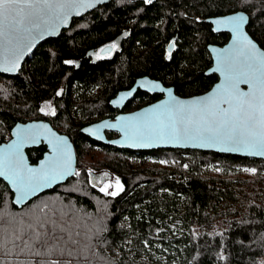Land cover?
<instances>
[{"label":"trees","instance_id":"obj_1","mask_svg":"<svg viewBox=\"0 0 264 264\" xmlns=\"http://www.w3.org/2000/svg\"><path fill=\"white\" fill-rule=\"evenodd\" d=\"M239 9L249 12L247 28L264 48V0H110L40 43L17 74L0 72V142L17 121L47 118L72 136L79 173L22 207L0 178L3 234L27 233L34 213L72 233L78 243L67 247L79 264H264V159L195 148H120L81 131L115 117L119 110L110 99L141 75L171 82L184 96L210 89L218 74L206 73L212 65L208 44H224L230 34L215 32L206 18ZM127 27L131 33L120 53L91 59L88 51ZM175 33L179 47L168 59L166 42ZM138 94L142 101L157 96ZM46 101L55 115L41 110ZM46 148H28L30 159L36 162ZM96 168L113 171L123 190L101 192L91 179ZM100 226L105 231L96 236ZM34 259L10 243L0 250L5 264Z\"/></svg>","mask_w":264,"mask_h":264},{"label":"snow or ice","instance_id":"obj_2","mask_svg":"<svg viewBox=\"0 0 264 264\" xmlns=\"http://www.w3.org/2000/svg\"><path fill=\"white\" fill-rule=\"evenodd\" d=\"M146 2L151 3V0ZM88 6L91 5L85 4L83 0H0V37H5L9 33H18L26 21L30 22L38 17L43 9L56 8L63 12L64 9ZM61 18L66 19L67 13H64ZM245 19L243 15H238L231 17L228 22L233 24L234 30L239 34L240 26ZM217 23H223V21H217ZM238 45L240 46L235 56L238 64L233 65L231 60L225 62L227 76L224 95L190 106L174 101L167 109L166 118L157 117L144 125L143 131L137 129L132 138L154 137L161 140L226 143L236 149H245L252 154L264 155V53L257 52L256 44L246 36L242 43L238 41ZM111 47L114 48L115 45ZM18 58L17 56L16 59H6V66L0 70L15 71L19 66ZM241 83L250 85L248 93L239 90L238 86ZM223 103H227L229 107L222 108ZM46 114L55 115V111ZM69 162L66 154L57 149V156L37 171L20 166L15 154L9 153L0 159V175H6L12 180L19 193L16 202L20 203L46 185L67 175ZM245 171L254 173L256 170L245 169ZM75 174L79 175V173ZM116 185L119 186V190H123L119 180L116 181ZM111 186L109 184L102 187L100 191L107 195H117V191L107 192V188ZM44 207L47 208V205ZM29 219L27 233L19 230L8 236L3 234L5 230L0 227V250L6 249L10 243L13 247L19 248L21 253L27 249L35 257L31 264H74V262L79 264L80 258L73 255L72 249L67 247L69 244L78 243L73 239L72 233L55 220L41 219L34 213ZM2 222L3 217L0 216V224ZM104 231V226H100L96 236ZM61 241L65 245L64 248L59 247ZM4 254L7 255L8 252L5 251ZM81 258L88 259L87 256ZM220 258L223 259V256ZM0 264L5 262L0 261Z\"/></svg>","mask_w":264,"mask_h":264},{"label":"water","instance_id":"obj_3","mask_svg":"<svg viewBox=\"0 0 264 264\" xmlns=\"http://www.w3.org/2000/svg\"><path fill=\"white\" fill-rule=\"evenodd\" d=\"M109 1L83 0L85 4H90L91 6L79 7L78 9H64L63 12L56 8L43 9L38 17L30 22L26 21L18 33H9L5 37H0V69L6 66V59H16L17 56L19 57V66L15 71L5 72L0 70V72L10 75L17 74L26 59L35 51L40 43L50 37L58 36L63 29L69 28L75 17H80L100 4ZM64 13H67L66 19L61 18ZM238 15H243L246 18L240 26L239 34L234 30L233 24L228 22L231 17ZM206 20L212 24V29L215 32H228L230 34L229 39L224 44L214 42L208 44V49L212 56V65L206 70V73L218 74V79L210 89L202 93L184 96L178 94L173 85L166 86L161 79L153 78L150 75H142L137 77L131 87L119 90L110 99L111 105L114 108L120 109L115 117H104L87 123L81 128V131L98 141L120 148L134 150H152L161 147L195 148L264 159V155L252 154L245 149H236L226 143H208L200 140H161L154 137L143 139L132 138L133 133L137 129L143 131V126L154 121L157 117L166 118L167 109L174 101H179L184 106H190L224 95L227 76L225 62L231 60L233 65L238 64V61L235 60L237 48L240 46L238 45V41L242 43L245 36L256 44L257 52L264 53L262 45L252 36L247 28L250 14L246 10L239 9L226 14L209 16ZM217 21H223V23H217ZM111 46L110 44L104 46L102 52L112 50L113 47ZM7 66L10 67V65ZM238 87L243 93L250 91L249 84L241 83ZM138 89H143L150 93L163 92L164 96L134 110H122ZM221 107L227 109L229 105L223 103ZM87 129H91V131H87ZM108 130L117 132V134L115 136H108ZM10 134L8 139L0 142V159H3L9 153H14L20 166L37 171L57 156V149L62 150L70 160L67 175H64L63 178L54 181L50 185H46L27 200L20 203L16 202V197L19 193L16 191V186L12 183V180L6 175H0V178L5 180L13 191V202L17 206L22 207L42 192L66 182L77 172L78 156L72 136L57 129L49 119L19 120L12 126ZM41 144H45L47 148L43 155L36 162H33L29 157L28 148Z\"/></svg>","mask_w":264,"mask_h":264},{"label":"flooded vegetation","instance_id":"obj_4","mask_svg":"<svg viewBox=\"0 0 264 264\" xmlns=\"http://www.w3.org/2000/svg\"><path fill=\"white\" fill-rule=\"evenodd\" d=\"M140 1H144L146 4H150V3H147L146 0H140ZM154 1H156V0H151V3H153ZM130 33H131V28L130 27L124 28L113 40H111L110 42H107L108 43L107 45H109V44L110 45H115V47L112 48V50L107 51V52H102V49L104 47L102 45L100 47H96V48L91 49L90 51H88V55L91 57V59L93 61H96V60L102 59V58H108V57L115 56L117 53H120L123 50L124 42H125L126 38L130 35ZM166 43L167 44H166V48H165V56L168 59H170L172 57V54L174 53V51L179 47L178 34L177 33L172 34L170 36L169 40ZM67 61H71V60H67ZM77 63L79 64L80 62L78 61ZM145 75H148V74H145ZM153 78H155V77H153ZM157 79H160V78H157ZM163 82H164V84L166 86L173 85L175 87V85L173 83H171V82H165V81H163ZM139 90H143V89H138V91L136 92V94L130 100H128V102L126 103V105L123 107L122 110L129 111V110L132 109L134 101L136 99H139L140 98L139 97V94H138ZM143 91H145V92H147L149 94H152V95H157L155 98L148 97L147 100L145 101L146 102L145 104H147L149 102H153L155 100H158L159 98H161V97L164 96V93L163 92L150 93V92H148L146 90H143ZM175 91H176V87H175ZM129 102H132V106L130 108H127V105H128ZM118 110L120 111V109H118Z\"/></svg>","mask_w":264,"mask_h":264},{"label":"rangeland","instance_id":"obj_5","mask_svg":"<svg viewBox=\"0 0 264 264\" xmlns=\"http://www.w3.org/2000/svg\"><path fill=\"white\" fill-rule=\"evenodd\" d=\"M146 102L140 99H136L133 103V107L131 110H134L136 108H139L140 106L144 105ZM44 113H51L53 110H55V107L51 101H46L42 106ZM117 132H115V135ZM11 135V134H10ZM8 136V138L10 137ZM114 135V136H115ZM105 173L107 175H105ZM91 179L95 185H97L99 188L106 187L107 185L111 184V187L107 188V192L117 191L120 192L119 186L116 185V181L119 180V184L123 186V183L119 176H117L113 171H111L108 168H96L91 170Z\"/></svg>","mask_w":264,"mask_h":264}]
</instances>
